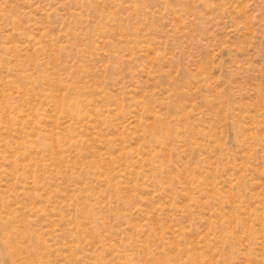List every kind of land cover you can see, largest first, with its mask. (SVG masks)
<instances>
[{
  "label": "rangeland",
  "instance_id": "1",
  "mask_svg": "<svg viewBox=\"0 0 264 264\" xmlns=\"http://www.w3.org/2000/svg\"><path fill=\"white\" fill-rule=\"evenodd\" d=\"M0 264H264V0H0Z\"/></svg>",
  "mask_w": 264,
  "mask_h": 264
}]
</instances>
